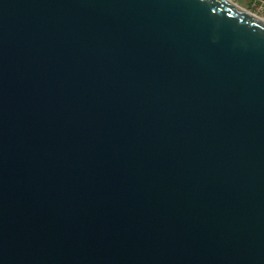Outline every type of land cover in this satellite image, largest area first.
Segmentation results:
<instances>
[{"label": "water", "instance_id": "1", "mask_svg": "<svg viewBox=\"0 0 264 264\" xmlns=\"http://www.w3.org/2000/svg\"><path fill=\"white\" fill-rule=\"evenodd\" d=\"M0 264H264V21L0 0Z\"/></svg>", "mask_w": 264, "mask_h": 264}, {"label": "rangeland", "instance_id": "2", "mask_svg": "<svg viewBox=\"0 0 264 264\" xmlns=\"http://www.w3.org/2000/svg\"><path fill=\"white\" fill-rule=\"evenodd\" d=\"M253 13L264 17V0H234Z\"/></svg>", "mask_w": 264, "mask_h": 264}, {"label": "bare ground", "instance_id": "3", "mask_svg": "<svg viewBox=\"0 0 264 264\" xmlns=\"http://www.w3.org/2000/svg\"><path fill=\"white\" fill-rule=\"evenodd\" d=\"M226 1L230 2L231 4H233V5H235V6L239 7V8H241L242 10H244V11H246V12H248V13L254 15L255 17H257V18H259V19H261V20L264 21V17L259 16V15L255 14V13H253L252 11L248 10L247 8H245V7L241 6V5H239L236 1H234V0H226Z\"/></svg>", "mask_w": 264, "mask_h": 264}]
</instances>
